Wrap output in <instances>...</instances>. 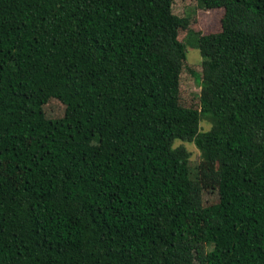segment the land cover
I'll return each instance as SVG.
<instances>
[{"label": "trees", "instance_id": "trees-1", "mask_svg": "<svg viewBox=\"0 0 264 264\" xmlns=\"http://www.w3.org/2000/svg\"><path fill=\"white\" fill-rule=\"evenodd\" d=\"M197 1L220 31L174 0H0V264H264V0Z\"/></svg>", "mask_w": 264, "mask_h": 264}, {"label": "rangeland", "instance_id": "rangeland-1", "mask_svg": "<svg viewBox=\"0 0 264 264\" xmlns=\"http://www.w3.org/2000/svg\"><path fill=\"white\" fill-rule=\"evenodd\" d=\"M174 13L184 16L191 15L192 26L196 30L204 33L217 32L222 28L221 18L224 14V9H205L198 6L197 0H174ZM203 56L198 48L189 47L187 59L184 63V68L181 74V91L180 97L184 105L197 107L199 106V94L201 92V84L198 81L195 73L202 75ZM211 123L204 119L201 122L203 130L209 129ZM176 145L183 144L191 152V165L200 168L199 186L203 193V200H217L216 185L217 180L214 175L213 167L204 165L200 149L193 143L183 140H177ZM192 247L195 253V263L203 264L206 255V245L202 243H193Z\"/></svg>", "mask_w": 264, "mask_h": 264}]
</instances>
